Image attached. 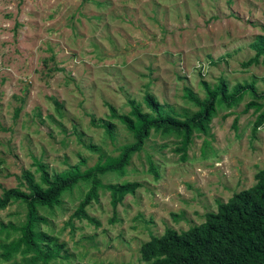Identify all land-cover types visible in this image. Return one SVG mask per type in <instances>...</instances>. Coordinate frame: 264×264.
Listing matches in <instances>:
<instances>
[{
  "label": "rangeland",
  "instance_id": "374dc122",
  "mask_svg": "<svg viewBox=\"0 0 264 264\" xmlns=\"http://www.w3.org/2000/svg\"><path fill=\"white\" fill-rule=\"evenodd\" d=\"M262 43L264 0H0V193L19 187L23 170L38 180V160L55 173L80 159L84 168L101 154L116 156L132 135L109 106L124 114L134 99L148 111L146 92L191 114L198 107L185 89L205 99L202 82L222 78L229 89L253 82L254 101L264 104V55L245 64ZM252 98L217 106L210 135L195 132L185 159L176 134L152 130L124 174L100 175L104 184L140 186L115 210L100 188L85 208L99 225L69 220L86 182L64 191L57 206L38 205L46 222L37 229L64 243L50 264H148L139 248L150 236L197 225L217 202L251 186L264 168V123L253 131L258 112H244ZM101 120L111 123L112 138L96 125ZM25 213L22 201H12L0 209V224L19 225ZM18 235L0 231V244ZM26 257L0 264H26Z\"/></svg>",
  "mask_w": 264,
  "mask_h": 264
},
{
  "label": "trees",
  "instance_id": "16d2710c",
  "mask_svg": "<svg viewBox=\"0 0 264 264\" xmlns=\"http://www.w3.org/2000/svg\"><path fill=\"white\" fill-rule=\"evenodd\" d=\"M254 47L257 48L256 53L246 65L256 63L258 56L264 55V43ZM202 85L207 95L205 99L185 89V96L198 107L191 114L174 113L171 107L159 103L149 92L142 98L148 111H143L134 99L129 100L130 109L124 114H116L114 108L109 106L110 115L118 119L132 135L131 142L118 147L116 156L101 154L93 165L84 168L81 166L85 160L80 159L66 170L55 173H50L47 165L38 160L34 170L38 173V180L33 172L23 170L19 177L20 186L2 188L0 193V209L18 200L26 207L25 218L19 225L0 224V231H6V234L8 230L19 233L16 238L0 244V258L10 261L14 254L20 253L27 256L26 264H50L52 260L62 257L64 243L36 227L46 222L45 217L38 213V205L57 206L64 191L86 182L88 189L69 220L83 219L99 225L85 208L92 200H97L100 188L109 191L110 205L115 210L124 196L134 194L140 186L138 182L130 181L104 184L100 175L108 172L124 174L132 155L142 150L152 130L176 134L180 138L176 150L185 159L195 132L210 135V122L216 107L224 105L232 108L246 93H252L253 98L245 104L244 112L250 107L258 112L252 130L264 123V104L254 101L260 95L253 82L237 83L229 89L225 80L220 78L216 85H209L205 81ZM236 122L235 117L233 127ZM96 125L112 138L111 123L101 120ZM203 144H208L207 139L203 140ZM150 169L155 172L152 164ZM253 178L251 186L234 192L225 202H217L216 211L205 213L201 223L181 231L167 227L160 236H150L139 248L140 259L148 264H264V168L257 170Z\"/></svg>",
  "mask_w": 264,
  "mask_h": 264
}]
</instances>
